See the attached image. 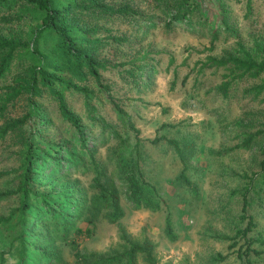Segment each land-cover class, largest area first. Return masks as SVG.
<instances>
[{
	"label": "rangeland",
	"instance_id": "374dc122",
	"mask_svg": "<svg viewBox=\"0 0 264 264\" xmlns=\"http://www.w3.org/2000/svg\"><path fill=\"white\" fill-rule=\"evenodd\" d=\"M225 2L229 10L223 18L227 28L219 27L220 39L214 49L201 32L181 28L165 31L160 16L155 17L159 22L156 27L141 31L135 22L117 21L116 29L131 35L132 42L111 51L115 67L103 75L112 89L110 94L98 92L92 100L95 120L83 96L72 91L65 94L68 106L86 128L83 151L70 141L71 150L83 160L73 158L59 145L52 156L61 150V161L52 157L39 163L38 168V179L52 182L55 191L64 189L72 201L83 196L84 204L65 233L47 221L48 215L37 217V226L43 220L39 245L48 248L53 259L47 262L31 255L28 264H91L97 258L108 261L102 264H126L109 263L129 248L123 233L139 243L149 239L155 245L157 264H264V182L259 174L264 162V94L251 92L247 79L223 91L221 85L227 81L223 78L224 68L200 70L199 65L209 55L235 53L239 41L259 60L255 42L264 40V0H253L254 14L250 16L247 0ZM131 70L134 75L127 73ZM16 71L17 67L11 75ZM11 77L7 81L0 79V94ZM114 103L126 115L120 116ZM23 109L19 105L14 116H20ZM43 109L53 121L48 130L53 142L69 143L68 137L74 135L62 130L69 126L60 118L57 102L46 99ZM250 135L254 138L245 147ZM169 140L181 144L185 161ZM10 145L11 141L0 143V171L10 170L16 163V149L6 148ZM123 160L138 166L145 179L157 188L167 203L160 211L137 209L129 202ZM97 172L101 174V184L117 192L124 208L125 216L117 223L109 220L110 199L96 188ZM6 184L9 183L0 181V188L8 187ZM13 186L11 178L10 187ZM246 190L248 214L255 223L248 238L256 254L243 252L241 257L239 252L245 242L238 237V231L248 227V220L242 218ZM15 205V200L2 202L0 215ZM168 213L172 215L175 240L166 234ZM88 228L93 230L91 238L75 234L77 229ZM3 231L0 229V234ZM77 253L83 258L80 262ZM93 254L97 257L86 261L85 257ZM218 254L227 259L219 260ZM0 264L18 262L6 256ZM136 264L147 263L139 256Z\"/></svg>",
	"mask_w": 264,
	"mask_h": 264
},
{
	"label": "trees",
	"instance_id": "16d2710c",
	"mask_svg": "<svg viewBox=\"0 0 264 264\" xmlns=\"http://www.w3.org/2000/svg\"><path fill=\"white\" fill-rule=\"evenodd\" d=\"M225 1L0 0V26L5 28L0 30V79L7 81L12 76L10 83L3 87L4 93L0 94V120L3 121L0 125V143L7 144L11 141L13 145L6 148L16 149V163L10 170L0 171V181L9 183L6 184L8 187L0 188V204L4 201H16L15 206L7 207L0 215V229H4L0 234V245H3L0 246L1 261L6 256H13L18 264H28L31 262V255H37L49 262L53 259L49 249L39 245V229L43 220L37 226V217L48 215L47 221L51 220L54 226L65 233L72 225L74 214L84 204L83 196L72 201V197L64 189L55 191L52 182L38 179V168L39 163L52 157L61 161L62 158L58 157L61 150L55 151V157L52 156L54 148L59 145L66 148L73 158L83 160L79 153L75 154L71 150L70 141H74L78 150L83 151L87 143L86 128L81 117L68 106L65 94L72 91L83 96L85 105L91 109L92 119L95 120L96 108L92 106V100L98 92L110 94L112 89L103 75L115 67L111 51L132 42L131 35L116 29L117 21L135 22L137 29L141 31L156 27L159 22H156L155 17L160 16L163 21L161 27L165 31L181 28L191 33L201 32L210 48L214 49L220 39L219 27L227 28V22L223 20L224 14L229 11ZM246 9L247 16L254 14L253 0H247ZM255 43L259 60L239 41L235 53L209 55L199 64L200 70L224 68L226 73L224 72L223 78L227 81L221 85L223 91L234 82L247 79V82H251L248 87L251 92L257 96L264 94V40L258 39ZM147 60L148 58L145 61ZM16 67L18 71L11 75ZM127 73L134 75L133 70ZM46 99L57 102V112L64 124L69 126L64 125L62 130L65 129L69 134L72 131L71 134L74 135L68 137L69 143L56 144L48 134L53 121L43 109V101ZM19 105L24 106L23 112L20 116H14ZM114 107L120 116L126 115L121 106L114 103ZM134 131L139 137V132ZM261 132L264 134V130ZM253 138L254 135L248 136L243 145L248 147ZM168 143L175 148L181 160L185 161L181 144L175 140H169ZM262 151L264 155V144ZM122 167L128 183V200L135 208L156 212L167 205L138 166H130L123 160ZM259 174L264 182V162ZM100 175L97 172L96 188L110 199L112 211L109 220L117 223L125 216L124 208L117 192L109 191L101 184ZM11 178L13 187H10ZM247 189L250 190L251 186ZM248 190L243 196L242 208V218L248 220V227L238 231V237L245 242L239 252L241 257L243 252L246 255L256 254L251 250L248 238L255 226L254 219L248 214ZM75 234L91 238L93 230L77 229ZM166 234L170 239H176L171 213H168L166 219ZM122 238L127 241L129 248L109 263L125 261L126 264H136V259L143 256L147 264H157L155 245L149 239L141 243L131 241L126 233H123ZM244 247L247 249L244 250ZM77 255L80 262L83 258L79 253ZM94 257L97 255L85 258L90 261ZM217 257L221 261L227 259L222 254ZM107 262L97 258L91 264Z\"/></svg>",
	"mask_w": 264,
	"mask_h": 264
}]
</instances>
